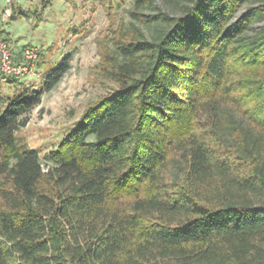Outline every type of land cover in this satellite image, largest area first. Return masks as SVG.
I'll use <instances>...</instances> for the list:
<instances>
[{
	"label": "trees",
	"instance_id": "trees-1",
	"mask_svg": "<svg viewBox=\"0 0 264 264\" xmlns=\"http://www.w3.org/2000/svg\"><path fill=\"white\" fill-rule=\"evenodd\" d=\"M169 1H134L44 165L17 133L70 55L0 96V264H264V0Z\"/></svg>",
	"mask_w": 264,
	"mask_h": 264
},
{
	"label": "rangeland",
	"instance_id": "rangeland-1",
	"mask_svg": "<svg viewBox=\"0 0 264 264\" xmlns=\"http://www.w3.org/2000/svg\"><path fill=\"white\" fill-rule=\"evenodd\" d=\"M105 1L106 4L101 0H0V27L5 37L0 39H5L16 57L24 47H35L39 54L34 74L14 83L36 88L67 54L71 57L66 74L43 94L40 105L28 115L27 125L17 133L29 148L39 151L42 165L43 155L57 146L86 106L111 87L98 73L101 54L110 49L119 26L129 21L135 0ZM180 9L169 0H153L143 13L162 11L175 15ZM135 26L147 38L160 29L154 25ZM263 26L264 21L258 22L249 33ZM10 83L0 82L1 97L11 98L20 90L17 84ZM176 169L177 165L171 166L172 172Z\"/></svg>",
	"mask_w": 264,
	"mask_h": 264
},
{
	"label": "built area",
	"instance_id": "built-area-1",
	"mask_svg": "<svg viewBox=\"0 0 264 264\" xmlns=\"http://www.w3.org/2000/svg\"><path fill=\"white\" fill-rule=\"evenodd\" d=\"M37 58L35 47H24L16 57L11 46L0 39V82H14L33 75Z\"/></svg>",
	"mask_w": 264,
	"mask_h": 264
}]
</instances>
